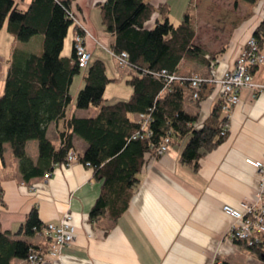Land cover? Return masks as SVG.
<instances>
[{
	"label": "crops",
	"instance_id": "obj_1",
	"mask_svg": "<svg viewBox=\"0 0 264 264\" xmlns=\"http://www.w3.org/2000/svg\"><path fill=\"white\" fill-rule=\"evenodd\" d=\"M148 1L156 8L165 3L168 5L170 0ZM22 2L28 6L31 0ZM104 2L74 0L71 5L74 18L93 36V39L85 41L93 60H101L97 58L99 43L111 46L114 42V38L105 33L100 25L98 5ZM189 3L192 4L193 0ZM173 5L177 10L184 11L183 6H176L175 2L169 6L171 13ZM187 10L188 6L185 13ZM157 17L155 14L147 26L151 27ZM263 20L264 0L255 5L233 0L231 13L226 18L212 21L219 27L200 37L209 42L197 44L199 33L196 30L194 44L205 51L207 60L209 56L216 55L215 61L207 64L183 60L177 74L222 77L234 68L246 42ZM75 34L76 24L73 23L71 33L69 28L64 40L61 55L65 59L72 56ZM12 38L11 52L0 63V84L5 80L12 50L15 47L19 49ZM38 44L42 49V39ZM106 74L108 76L107 68ZM84 76L80 82L73 78L69 88L72 103L67 117L92 118L98 112L92 107L76 109L77 94L73 95L72 86L78 82L76 90L79 91L84 86ZM253 83L257 88L264 87V64L255 70ZM257 88L240 91L239 103L227 117L229 127L226 139L204 154L197 169L181 162V152L187 139L169 146L161 157L146 155L139 173L140 182L128 209L115 222L108 214L90 220L89 214L101 191V183L94 178L92 169L79 162L68 167L57 165L50 178L24 183L18 165L14 163L9 170L12 160L6 151L3 159L0 158V231L16 233L35 207L44 225L56 223L65 214H70L75 227L74 241L62 249L59 258L46 254L50 242L43 234L26 239L43 247L41 251L45 260L41 264H215L223 261L230 264H264L228 238L233 221L222 212L225 205L242 210L243 205L255 202L260 195V176L253 163L264 161V88L260 93ZM189 93V90L185 91L190 104L184 106V111L195 116L194 125L200 127L221 98L220 89L204 87L198 105L187 98ZM120 99L126 101L127 96ZM62 127V122L50 123L47 127L46 136L55 147L60 144L59 131ZM73 145L76 154H83L86 144L80 138L75 136ZM26 154L33 162L37 161V142L27 143ZM14 264L29 263L14 261Z\"/></svg>",
	"mask_w": 264,
	"mask_h": 264
},
{
	"label": "trees",
	"instance_id": "obj_2",
	"mask_svg": "<svg viewBox=\"0 0 264 264\" xmlns=\"http://www.w3.org/2000/svg\"><path fill=\"white\" fill-rule=\"evenodd\" d=\"M73 1L31 0L27 8L21 9L15 0H0V30L7 20V31L16 43L27 44L36 36L42 39L41 54H28L15 47L8 61L0 95V158L3 159L8 145L18 160L22 181L29 183L64 164L70 151L76 154L73 138H80L86 148L83 154H76L77 162L92 169L94 178L101 183L90 220L108 214L115 222L128 209L140 182L139 173L146 155L157 158L155 149L165 137L170 138V146L187 139L181 162L197 169L204 154L226 139L227 134L221 135V127L228 123V118L220 98L202 127L196 128V117L184 111L185 91L189 90L187 98L198 105L204 88L194 100L189 83L168 84L162 75L163 72L178 75L183 60L209 64L216 59L213 55L207 60L205 51L194 44L196 27L192 4L189 3L180 24L175 26L170 21L167 3L155 8L148 0H105L98 5L101 27L114 38L110 51L124 52L128 56L127 68L133 71L127 81L132 89L130 98L111 103L104 101V91L111 80L104 62L93 60L87 67L75 106L78 110L96 108L98 112L92 118L67 117L72 103L69 88L81 70L74 44L70 59L61 55L68 29L73 24L68 16L72 13ZM241 1L255 5L260 0ZM155 14L158 17L148 27L147 23ZM78 32L76 27V34ZM252 38L262 53L264 20ZM256 69L252 67L249 71L254 74ZM138 115L150 117L148 128L152 134L147 139H134L140 131L137 119L135 121ZM54 122L63 123L58 147L46 136L48 125ZM30 141L38 144L36 162L26 154ZM44 230L45 225L34 207L16 233L0 231V264L26 261L31 250L43 249L26 239L44 235ZM46 240L49 242L48 238ZM235 243L264 263V236L251 246L241 241Z\"/></svg>",
	"mask_w": 264,
	"mask_h": 264
},
{
	"label": "built area",
	"instance_id": "obj_3",
	"mask_svg": "<svg viewBox=\"0 0 264 264\" xmlns=\"http://www.w3.org/2000/svg\"><path fill=\"white\" fill-rule=\"evenodd\" d=\"M68 16L79 29V32L74 36L73 42L78 65L81 69L87 68L91 61V53L87 50L85 41L86 39H93V36L74 18L72 13H69ZM109 54L118 67H128V56L126 53L109 51ZM263 64L264 55L259 51L256 41L251 37L241 51L234 68L226 72L220 78H204L198 75H192L190 77L178 76L175 74L168 75L166 72H163L162 75L165 77L168 84L181 85L184 82L189 83L190 89L192 90V98L194 100L199 98L202 88L207 86L218 87L223 102L222 110L227 117H229L231 109L239 103L240 91L243 88H257L253 83V74L250 73L249 69L252 67H259ZM261 88L263 89L264 87H258L257 92H262ZM136 119L140 125V131L135 134L134 139L149 138L152 134L148 128L150 117L138 115L137 117L135 116V121ZM201 127L202 126L196 128ZM228 127V123L223 124L221 127L222 136L228 133ZM169 146L170 138L165 137L162 143L155 149V156L161 157L166 154ZM76 162V154L70 151L65 163L61 166L68 167ZM253 165L258 170L261 181L260 195H258L256 201L251 204L243 205L242 210L234 209L228 205L222 207V212L233 221V225L228 232V238L232 241L246 242L248 246L257 243L259 238L264 236V161L253 163ZM50 177V173L45 175L46 179ZM44 236L48 238L50 242L46 254L51 258H59L62 249L70 245L75 239V227L72 224V216L70 214H65L56 223L46 224ZM44 260L45 255L41 250H31L26 261L29 264H41Z\"/></svg>",
	"mask_w": 264,
	"mask_h": 264
},
{
	"label": "rangeland",
	"instance_id": "obj_4",
	"mask_svg": "<svg viewBox=\"0 0 264 264\" xmlns=\"http://www.w3.org/2000/svg\"><path fill=\"white\" fill-rule=\"evenodd\" d=\"M15 1L20 3L19 7L21 9L27 8V6L22 4L23 2L21 0H15ZM189 1L190 0H170L168 2V6H170L171 3L175 4V2H176V6L177 5L183 6L182 10L184 11H181L180 9L177 10L178 8L175 7V5L172 6L173 13L170 12L169 18L172 24H174L175 26H178L181 20L183 19V16L185 14V10L189 4ZM232 1L233 0H193L192 12H193V16L195 19V27H196V30L198 29V33H199L197 41H196L197 44L209 42V41L202 40L200 37H202L205 32L210 31L212 28L219 27L216 24H214V22L212 21H214V19L226 18L232 11ZM176 11L179 13H176ZM7 24L8 22L6 20L4 22L2 29L0 30V63L3 59L9 56V53L11 52L12 41H13L12 36L7 32ZM72 27H73V24L70 27V33L72 30ZM38 41H41V36H36L35 38H33L28 45L26 44L27 46H24L25 44L23 43H17V47L21 50L23 49V51H29L34 54H41L42 49H41V45L38 44ZM109 51H110L109 45H107L104 42L99 43L97 58L103 60V62L105 63L106 68H107V73L109 76L108 78L111 80V82L108 83V85L105 88L106 90L103 96L104 101L108 103L119 101V100H122L120 98H122L123 96H127V100H128L131 94L130 93L131 87L127 84V81L132 76L133 71L129 70L128 68L118 67L113 61V59L111 58ZM93 59L94 57H92L91 61ZM86 70L87 68H82L80 70V73L74 76V79H76L75 81H78V82L82 81V77L86 73ZM1 79L2 77H0V80ZM78 82L77 83L75 82L72 86V92L74 96H76L78 92V89L76 90ZM3 86H4V82L1 81L0 93L2 91ZM82 88H83V85L79 90H81ZM186 104H190V102L186 100L184 102V106ZM6 151H8L10 155L9 157L12 160V163H10L9 165V170H12L14 163L18 165V160L13 157L8 145L5 146L4 153Z\"/></svg>",
	"mask_w": 264,
	"mask_h": 264
},
{
	"label": "bare ground",
	"instance_id": "obj_5",
	"mask_svg": "<svg viewBox=\"0 0 264 264\" xmlns=\"http://www.w3.org/2000/svg\"><path fill=\"white\" fill-rule=\"evenodd\" d=\"M141 139V138H140ZM38 250V249H37Z\"/></svg>",
	"mask_w": 264,
	"mask_h": 264
}]
</instances>
